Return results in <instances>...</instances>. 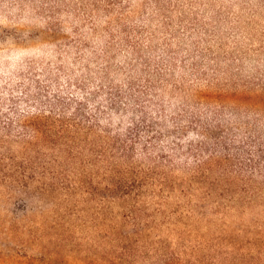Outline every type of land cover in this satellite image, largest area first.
I'll use <instances>...</instances> for the list:
<instances>
[{"label":"rangeland","instance_id":"1","mask_svg":"<svg viewBox=\"0 0 264 264\" xmlns=\"http://www.w3.org/2000/svg\"><path fill=\"white\" fill-rule=\"evenodd\" d=\"M0 264H264V0H0Z\"/></svg>","mask_w":264,"mask_h":264}]
</instances>
